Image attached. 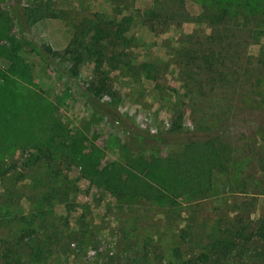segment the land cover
I'll list each match as a JSON object with an SVG mask.
<instances>
[{"label":"rangeland","instance_id":"374dc122","mask_svg":"<svg viewBox=\"0 0 264 264\" xmlns=\"http://www.w3.org/2000/svg\"><path fill=\"white\" fill-rule=\"evenodd\" d=\"M201 2L0 0L22 75L8 71L9 52L0 69L40 99L61 141L95 150L71 161L50 147L51 169L63 175L55 185L45 182V165L30 162L34 143L19 138L0 152V264L18 242L23 259L41 244L35 264H201L200 254L230 236L233 250L209 264H264L256 234L264 218V17L241 11L217 21ZM15 4L35 13L22 31ZM120 23L127 41H105L103 73L85 61L70 75L64 51L73 40L86 45L96 24ZM86 94L118 113L119 125L96 114ZM129 127L165 142L124 152ZM212 134L206 155L185 153ZM143 174L149 197L106 190L110 175ZM165 189L173 202L157 199Z\"/></svg>","mask_w":264,"mask_h":264},{"label":"trees","instance_id":"16d2710c","mask_svg":"<svg viewBox=\"0 0 264 264\" xmlns=\"http://www.w3.org/2000/svg\"><path fill=\"white\" fill-rule=\"evenodd\" d=\"M202 5L204 7V12L209 13L210 17H213L214 15L217 21H220V19L225 17L237 15L241 11L246 12L249 15L258 14L264 17V0H204ZM17 7L18 6L15 4L14 11L17 15L15 21L19 30L22 31V29H25L24 25L28 23L27 20L34 17L35 13L32 10L24 8L21 10H15ZM1 15L5 16V13L2 11L0 12V54L3 52H9L8 58L10 57V66L8 71L15 76H19L22 75V69L16 60L18 53L16 48H14L15 39L8 35L10 21L4 19L3 16L1 17ZM222 15L225 17H220ZM125 31L126 29L122 23L118 24L115 30H112V27L104 24H96V27L93 28V34L89 36L88 44L83 45L84 42L74 39V44L64 51V54L68 57V62L66 63L67 67H69V74L76 75V69L85 61H88L95 66L96 72L102 74L103 71L101 68L103 67L105 60L103 51L105 41L109 38H113L112 41L115 44L125 43L127 41L124 36ZM84 36H86V34H84ZM44 50L49 53L52 52L49 47H46ZM113 57L114 54L111 55L110 59H113ZM206 59V63H210L208 62V58ZM147 71L148 73L151 72V70ZM6 75L7 74L3 73L0 69V152L3 153L8 151L9 147L13 146L12 143L17 142L19 138L22 141L34 143L33 151L35 153L29 157V160L30 162L32 161L33 164L40 162V164L45 165V182H50L55 185L57 181H60L63 175L60 170L51 169L52 155H50V152L52 148L57 149V147H60L64 149V151H66L64 157L71 161H86L87 158L92 156L95 150H92L90 153L87 152V148L84 147V142L68 144L66 141H61L59 138L63 136L61 132H59L61 131V128L58 127V124L51 122L49 112L40 107V99L34 98L33 95H31L32 92L30 93L26 86L19 84L15 79V81H12L7 78ZM85 99L94 108L96 114H100L101 116L109 114L112 123L114 125H119L121 118L118 113H112L110 110L111 107L107 104H101L98 101H94V98L87 94L85 95ZM199 127L202 131H211V129H208L207 127ZM175 129H177L175 131H179L178 128ZM122 132L121 140L123 141L122 150L124 152L142 150L144 149L143 147L148 144L156 146L154 143L159 144L165 142V139L162 138V135L160 134L152 135L148 138L146 133L134 131L130 127L129 129L124 128V131ZM215 140L216 137L212 134V136H208L203 141L199 140L191 142L188 150H185V153L192 152L197 156H204L208 150H211L213 144H215ZM151 141L154 143H150ZM114 168L115 165L113 166V170L118 171V169ZM125 174H129V172L126 171ZM144 177L143 174V176L140 175L135 179L126 181L125 178L122 179L118 175L116 178H112L110 175L105 180V187L110 194H114L116 197L121 196L120 198L133 197L134 195L140 196V194L149 197L147 189L150 184L149 182L147 183V180L144 179ZM133 180L135 181L132 182ZM51 191L56 193L59 192L55 187H53V190ZM200 193H205V191L201 190ZM173 196L174 194L168 193V190L166 189L164 191L159 190L157 199L159 200L163 198L170 201L171 198L174 199ZM256 234L260 239H264V218L257 229ZM20 243L21 242H18V248L16 249L10 248L1 252V255H3V262H1V264H35L37 259H41V255L44 251L41 244H32L29 247L26 246L30 250L29 256L26 259L19 258L18 251L21 248ZM235 244V237L232 238L231 236L229 240L214 242L209 247L208 252L202 253L198 256V261L201 262V264H209L211 259L219 262L222 256L223 258L227 257V255L233 250Z\"/></svg>","mask_w":264,"mask_h":264}]
</instances>
